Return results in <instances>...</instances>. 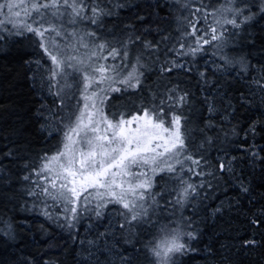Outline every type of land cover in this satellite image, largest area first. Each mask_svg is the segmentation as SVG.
I'll list each match as a JSON object with an SVG mask.
<instances>
[{
    "label": "snow or ice",
    "instance_id": "1",
    "mask_svg": "<svg viewBox=\"0 0 264 264\" xmlns=\"http://www.w3.org/2000/svg\"><path fill=\"white\" fill-rule=\"evenodd\" d=\"M0 16V55L33 49L39 132L58 138L35 156L10 142L0 184L16 161L9 202L86 228L74 264H185L196 244L205 264H244L264 250V0H2ZM225 214L245 224L216 247L206 232ZM19 228L0 219V264H59L25 256Z\"/></svg>",
    "mask_w": 264,
    "mask_h": 264
},
{
    "label": "trees",
    "instance_id": "2",
    "mask_svg": "<svg viewBox=\"0 0 264 264\" xmlns=\"http://www.w3.org/2000/svg\"><path fill=\"white\" fill-rule=\"evenodd\" d=\"M205 2L207 3L208 0ZM220 2L221 0H212L213 5ZM122 15L127 16L128 13L125 12ZM0 19L3 17L0 16ZM112 23V20L108 21V24ZM257 30H259V26H257ZM32 51L33 49L27 41L17 40L6 55H0V153L7 151L12 141L17 144H30L33 150L31 155L33 156L40 149L56 150L54 146L58 138L48 139L46 135L41 134L39 132L40 121L35 116L37 107L42 101L36 91L33 90L31 81L26 77L24 64ZM207 58L204 56L198 62L203 64ZM195 83V78H193L191 85L193 88ZM119 98L123 99V97ZM192 116L194 120L206 119L207 110L201 109L197 105ZM21 128L23 129L22 137L8 135L9 132ZM240 142H243L242 138L236 141L237 144ZM248 142L251 143V140ZM256 142L258 144L264 143L259 139ZM12 164L15 165L12 169L13 183L7 188L0 184V219L11 218L20 225L21 246L24 248L25 256H42L45 260L55 259L59 264H74V257L81 248L80 241L86 239V228L80 226L70 235L66 229L47 220L40 212H25L20 209L17 203L9 202L7 196L12 195L13 190H16L17 198L22 195V192L19 191L21 184L18 181L19 177L23 175V169L19 167L16 161H12ZM210 203L215 206L216 202ZM25 222L29 225L27 228L23 227ZM103 223L106 224L107 221ZM244 224L241 216L225 214L214 225L210 224L206 236L212 237L215 246L219 247L220 244L231 242L238 231H243ZM41 226L44 230L41 229ZM96 231H103V227L99 223L93 226L92 234L94 235ZM77 233L79 238H75ZM216 233L219 235H215ZM244 238L248 237L245 236ZM202 243L207 244L208 239L204 238ZM194 247L200 251L186 258L185 264H205L206 257L202 245L196 244ZM244 264H264V250H255L249 258L244 259Z\"/></svg>",
    "mask_w": 264,
    "mask_h": 264
}]
</instances>
